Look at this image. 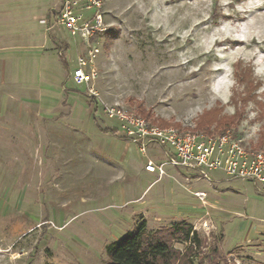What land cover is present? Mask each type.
<instances>
[{"label":"rangeland","instance_id":"obj_1","mask_svg":"<svg viewBox=\"0 0 264 264\" xmlns=\"http://www.w3.org/2000/svg\"><path fill=\"white\" fill-rule=\"evenodd\" d=\"M57 8L0 0V264H105L107 247L142 221L147 234L191 225L203 242L194 264L214 246L227 264H264V195L221 172L211 184L169 166L145 173L136 146L103 132L115 122L66 79L38 23ZM104 11L100 102L142 116L141 103L151 120L197 132L218 109L224 131L264 151V0H104Z\"/></svg>","mask_w":264,"mask_h":264},{"label":"built area","instance_id":"obj_2","mask_svg":"<svg viewBox=\"0 0 264 264\" xmlns=\"http://www.w3.org/2000/svg\"><path fill=\"white\" fill-rule=\"evenodd\" d=\"M105 14L104 0H59V7L39 18L38 23L68 68L66 79L75 87L85 86L103 116L115 122L117 134L136 146L144 171L161 178L169 166L187 172L188 182L194 178L208 184L217 182L210 177L211 172H221L224 181L247 182L257 194L264 195V151L252 148L231 131L206 134L161 127L124 106L100 102L94 83L99 78L98 59L105 45L104 35L111 25ZM61 28L71 43L58 40L57 30ZM195 195L201 197L203 193Z\"/></svg>","mask_w":264,"mask_h":264},{"label":"trees","instance_id":"obj_3","mask_svg":"<svg viewBox=\"0 0 264 264\" xmlns=\"http://www.w3.org/2000/svg\"><path fill=\"white\" fill-rule=\"evenodd\" d=\"M109 46L110 44L106 42L105 48L107 49ZM96 104L99 106L97 102ZM136 105L137 111L152 123L156 122L161 127L174 126L180 128L177 123L151 120L150 111L145 110L141 103ZM98 106H95V111ZM219 113L220 110L218 109L204 112L198 118L196 130L206 134L223 132L231 124V121L227 118L218 119ZM213 123H216V127L211 132L210 127ZM102 131L117 134L116 130L109 127L103 128ZM145 226V221H142L132 231L111 243L106 249L105 264H194L190 256L195 249L200 250L202 248L203 242L197 232L192 230L191 225L178 223L169 228H160L152 234L146 233ZM174 240L187 244L183 252L174 248L172 245ZM208 264H227L216 246L212 249Z\"/></svg>","mask_w":264,"mask_h":264},{"label":"crops","instance_id":"obj_4","mask_svg":"<svg viewBox=\"0 0 264 264\" xmlns=\"http://www.w3.org/2000/svg\"><path fill=\"white\" fill-rule=\"evenodd\" d=\"M58 7H59V0H58ZM52 11V10H51ZM146 173V172H145ZM147 174H149V173H147ZM150 175H152V174H150Z\"/></svg>","mask_w":264,"mask_h":264}]
</instances>
